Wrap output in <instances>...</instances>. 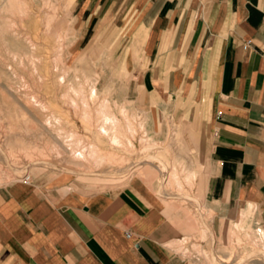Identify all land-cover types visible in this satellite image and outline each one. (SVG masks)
Listing matches in <instances>:
<instances>
[{"label": "crops", "instance_id": "0c3cea01", "mask_svg": "<svg viewBox=\"0 0 264 264\" xmlns=\"http://www.w3.org/2000/svg\"><path fill=\"white\" fill-rule=\"evenodd\" d=\"M61 2L80 49L113 52L149 136L176 127L182 189L149 171L100 189L60 175L2 185L0 264H208L178 249L200 226L219 259L232 223L264 232V0Z\"/></svg>", "mask_w": 264, "mask_h": 264}, {"label": "rangeland", "instance_id": "374dc122", "mask_svg": "<svg viewBox=\"0 0 264 264\" xmlns=\"http://www.w3.org/2000/svg\"><path fill=\"white\" fill-rule=\"evenodd\" d=\"M74 31L70 8L61 0H0V186L27 175H60L100 189L149 171L162 190L161 167L182 171L176 127H168L167 142L153 140L145 117L124 98L125 77L113 65V52L80 49ZM106 111L131 122L130 148L100 134ZM91 150L108 159L97 166ZM200 233L178 249L208 264H255L264 252V232L242 222L235 230L233 223L228 227L227 259L214 257L201 226Z\"/></svg>", "mask_w": 264, "mask_h": 264}, {"label": "bare ground", "instance_id": "6f19581e", "mask_svg": "<svg viewBox=\"0 0 264 264\" xmlns=\"http://www.w3.org/2000/svg\"><path fill=\"white\" fill-rule=\"evenodd\" d=\"M5 20H7V19H5ZM6 23V22H5ZM8 23V22H7ZM10 23L11 22H9V25H10ZM8 24H4V25H2V26H6L7 28H8V26H7ZM12 25V24H11ZM10 25V26H11ZM2 29V28H1ZM11 29V28H10ZM4 31L5 30H8V29H3ZM12 31V30H11ZM3 32V31H2ZM5 32H7V31H5ZM14 32V31H13ZM7 33H9V32H7ZM12 34V33H11ZM12 52V51H11ZM16 52H14V54H15ZM11 54V53H10ZM13 54V53H12ZM11 54V55H12ZM19 55V54H18ZM24 57V56H23ZM12 58H13V56H12ZM16 58V57H15ZM20 58V57H19ZM21 58H22V56H21ZM27 58H28V56H27ZM24 59V58H23ZM29 59H31V56H29V58H28V60ZM16 62H17V60H15ZM19 61H21V60H19ZM18 63V62H17ZM20 64V63H19ZM97 81V80H96ZM97 83V82H96ZM96 85V84H95ZM79 86V85H78ZM74 87V86H73ZM71 89H74V88H71ZM77 89H78V87H77ZM74 90H76V88L74 89ZM76 92V91H75ZM30 99H32V98H30ZM104 106H105V108H106V102L104 103ZM110 109V108H109ZM105 110V109H104ZM108 110V109H107ZM108 112H109V110H108ZM87 115V114H86ZM129 120H125V121H121V120H118L117 118H115V117H113V115H111V114H107V111H106V113H105V116L102 118V121H101V126H99V130H100V134L101 135H103V136H106V137H109L110 138V140H112L111 141V143H112V145H116L117 147H122V146H126L127 148H130V146L133 144V143H131L130 142V140L128 139V134H129V131H131L132 129H131V126L130 125H128V123L130 122H128ZM131 123V122H130ZM126 124V126L129 128V129H125L124 128V125ZM125 129V130H124ZM126 134V135H125ZM132 134V133H131ZM124 137H125V139H124ZM155 144V143H154ZM129 146V147H128ZM149 147H151V145L149 146ZM123 148V147H122ZM91 153H93L92 154V156L94 157V161L95 162H97V166H101V165H103L104 164V162H105V160H107L108 158H106L105 157V155H100L99 153H97V151H93V150H91ZM83 156V155H82ZM85 156V155H84ZM110 157V156H109ZM151 160H149V162H150ZM153 162H154V160H152ZM179 161V160H178ZM177 161V162H178ZM173 163H174V160H173ZM174 164H176V163H174ZM181 164V163H180ZM166 165V164H165ZM158 166V165H157ZM164 166V165H163ZM190 167V166H189ZM158 168V167H157ZM186 168H188V166L186 167ZM161 169H162V171H163V177H164V188H166L165 190H171V189H175V188H177V189H179L181 186H182V184H181V182L179 181L180 179L178 178L179 176H177L178 175V173L176 172V170H175V168H174V170L173 171H171L170 170V168H168V167H166V166H164L163 168L161 167ZM176 169H179V168H177L176 167ZM185 170V169H184ZM187 170V169H186ZM187 171H189V170H187ZM186 171V172H187ZM191 171V170H190ZM188 173V172H187ZM193 175H194V173H193ZM190 179V178H189ZM181 189H182V187H181ZM177 190L175 189V192H176ZM178 192V191H177ZM176 192V193H177ZM176 193H174V194H176ZM177 195H180V194H177ZM176 195V196H177ZM248 235V234H247ZM251 235V234H250ZM253 241V240H252ZM250 243V242H249ZM255 243V242H254ZM253 246V245H252Z\"/></svg>", "mask_w": 264, "mask_h": 264}, {"label": "built area", "instance_id": "2783aa9c", "mask_svg": "<svg viewBox=\"0 0 264 264\" xmlns=\"http://www.w3.org/2000/svg\"><path fill=\"white\" fill-rule=\"evenodd\" d=\"M263 26H264V22H263ZM23 182L26 183H31L32 182V177L30 175H27L24 177ZM127 236L130 237V233H127Z\"/></svg>", "mask_w": 264, "mask_h": 264}]
</instances>
